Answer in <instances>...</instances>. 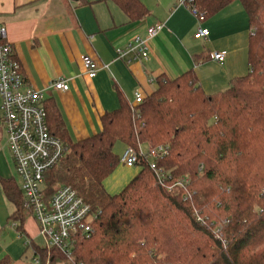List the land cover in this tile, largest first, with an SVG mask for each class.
I'll return each instance as SVG.
<instances>
[{
	"label": "trees",
	"instance_id": "1",
	"mask_svg": "<svg viewBox=\"0 0 264 264\" xmlns=\"http://www.w3.org/2000/svg\"><path fill=\"white\" fill-rule=\"evenodd\" d=\"M138 21L150 12L140 0H109ZM240 2L248 16V73L207 94L191 70L157 78L143 102L119 90V107L102 129L73 141L52 101L47 122L66 147L46 175L48 198L70 185L96 213L93 233L73 255L84 264H264V0H198L205 19ZM206 55L196 57L197 61ZM120 142L138 153L163 146V173L140 158L138 174L118 194L104 186L120 162ZM20 228L28 213L22 189L2 183ZM41 264H69L58 249L34 245ZM0 264H6L5 260Z\"/></svg>",
	"mask_w": 264,
	"mask_h": 264
},
{
	"label": "crops",
	"instance_id": "2",
	"mask_svg": "<svg viewBox=\"0 0 264 264\" xmlns=\"http://www.w3.org/2000/svg\"><path fill=\"white\" fill-rule=\"evenodd\" d=\"M140 1L150 14L132 22L109 0H0V23L7 29L26 80L45 92V101L55 104L73 141L102 129L101 117L119 107V90L134 103L135 92L151 94L160 76L175 79L193 70L204 91L212 95L227 90L234 78L248 73L250 27L240 2L199 20L179 6L178 0ZM159 24L163 29L148 41V60L117 58V49L135 36L146 38L148 28ZM200 28L208 29L210 35L196 38ZM215 52H224L226 58L216 61ZM202 55L206 59L197 61ZM83 56L98 63L94 78L86 74ZM58 79L67 80L68 91L50 88ZM120 144L123 153L126 146ZM108 179L104 186L111 194ZM4 181L21 189L0 109V261L32 264L34 245L43 246L39 226L30 213L21 228L13 220L16 206L4 192Z\"/></svg>",
	"mask_w": 264,
	"mask_h": 264
},
{
	"label": "built area",
	"instance_id": "3",
	"mask_svg": "<svg viewBox=\"0 0 264 264\" xmlns=\"http://www.w3.org/2000/svg\"><path fill=\"white\" fill-rule=\"evenodd\" d=\"M198 0H178V5L187 8L199 20L205 19V13L197 7ZM163 29L159 24L148 28L147 37L135 36L125 46L117 49V58L126 62L149 59L148 41ZM210 32L200 28L195 34L198 39L207 38ZM213 58L221 62L226 58L224 52H215ZM86 74L90 78L97 75L99 65L88 56H83ZM50 88L68 91L67 80L58 79ZM0 98L2 123L7 134V146L16 166L21 189L27 206L39 226L43 246L58 249L67 257L69 264H84L75 260L73 250L79 238H89L93 233L96 213L91 206L70 185H59L51 198L46 194V175L64 157L66 147L60 138L53 135L47 122L45 107L46 94L28 83L18 61L14 47L8 41L7 29L0 23ZM145 96L136 91L134 103L143 102ZM139 153L126 146L120 156V162L131 168L140 158L150 157V167L163 173L158 159L166 155L163 146L151 147ZM32 264H41L36 255Z\"/></svg>",
	"mask_w": 264,
	"mask_h": 264
},
{
	"label": "rangeland",
	"instance_id": "4",
	"mask_svg": "<svg viewBox=\"0 0 264 264\" xmlns=\"http://www.w3.org/2000/svg\"><path fill=\"white\" fill-rule=\"evenodd\" d=\"M120 142H118L115 146V152L118 156H121V149H119ZM142 150L144 152H147L149 150V147L147 145L142 146ZM121 153V154H120ZM150 161H154V158L150 157ZM140 167L138 165H135L134 167H127L123 163H120L114 173L111 175V177H108L107 182H111V188L112 192L111 195L118 194L130 183V181L135 177V175L138 174L140 171ZM113 182V183H112ZM109 184V183H108ZM110 189V187L108 188ZM110 193V192H109ZM40 241V245L43 244V242Z\"/></svg>",
	"mask_w": 264,
	"mask_h": 264
}]
</instances>
